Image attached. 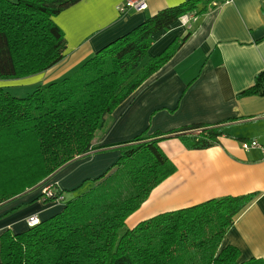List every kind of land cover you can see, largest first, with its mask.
Masks as SVG:
<instances>
[{"label": "trees", "instance_id": "1", "mask_svg": "<svg viewBox=\"0 0 264 264\" xmlns=\"http://www.w3.org/2000/svg\"><path fill=\"white\" fill-rule=\"evenodd\" d=\"M77 1L0 0V80L38 74L65 57L67 40L54 17ZM226 1L186 0L165 7L69 75L37 86L27 96L0 87V203L95 148L93 139L108 126L110 114L190 34L152 56L157 32L186 14L202 15ZM252 95H264V70L238 93ZM220 124L192 123L150 135L145 131L120 142L119 158L60 211L22 231L1 234L0 264H264L262 258L241 260L237 246L223 245L252 193L210 198L126 226L153 188L176 171L160 142L176 136L189 149L208 148L220 144L225 133Z\"/></svg>", "mask_w": 264, "mask_h": 264}, {"label": "crops", "instance_id": "2", "mask_svg": "<svg viewBox=\"0 0 264 264\" xmlns=\"http://www.w3.org/2000/svg\"><path fill=\"white\" fill-rule=\"evenodd\" d=\"M183 1L147 0L146 9L121 12L118 7L125 0H79L54 17L67 40L65 57L38 74L0 82L28 92L60 80L148 16ZM188 32L175 55L110 114L108 126L93 139L95 148L59 167L36 187L0 203V236L7 229H26L32 217L45 219L60 211L64 201L46 202L39 186L45 183L64 190L65 201L67 191H72L71 198L76 196L92 185L89 179L119 158L120 142L145 131L150 135L192 123L221 122L225 133L220 144L208 148L189 149L176 136L160 142L176 171L153 188L128 216L126 226L210 198L252 193L223 245L237 246L241 260L264 259V153L241 145L243 139L264 145V95L238 96L264 70V0H227L202 15L186 14L154 35L149 54L161 53ZM15 199L19 202L10 203Z\"/></svg>", "mask_w": 264, "mask_h": 264}, {"label": "built area", "instance_id": "3", "mask_svg": "<svg viewBox=\"0 0 264 264\" xmlns=\"http://www.w3.org/2000/svg\"><path fill=\"white\" fill-rule=\"evenodd\" d=\"M147 7V0H125L124 3L119 5V10L121 12H125L129 8H134L136 10L140 9H146ZM241 145L245 150H249L252 148H260L264 153V145L260 143L257 139H243L241 140ZM43 195L46 199H49L50 197L56 196V199L59 201H63L64 197L63 195L58 194V192L55 190V188L52 185H46L43 188ZM29 225H34L37 223V218L32 217L27 220Z\"/></svg>", "mask_w": 264, "mask_h": 264}, {"label": "rangeland", "instance_id": "4", "mask_svg": "<svg viewBox=\"0 0 264 264\" xmlns=\"http://www.w3.org/2000/svg\"><path fill=\"white\" fill-rule=\"evenodd\" d=\"M0 87H3L5 90H7V91H9L12 95H15V96H27L28 94H30L34 89H31L30 91H26V88H24V87H21V86H16L15 84H13V83H11V82H8V81H4V82H0ZM48 177V176H47ZM41 182V181H40ZM40 182H38V183H40ZM38 183H36L35 185H37ZM42 184V183H41ZM33 186V187H36V186ZM90 185V183H87L85 186H83V188H86V187H88ZM46 185H45V183H43L42 185H40L39 186V190L42 192L41 193V197L43 198V199H46L45 198V196L43 195V188L45 187ZM55 188V190L57 191V192H59V191H62V189H58V188H56V187H54ZM27 190V189H26ZM69 194H67V196H66V200L67 199H70L71 198V196L73 195L72 194V191H67ZM60 195H63V192L60 194ZM63 197H64V195H63ZM17 200H19V199H15V200H13V201H11L10 203H14L15 201H17ZM50 201H59L58 199H56V196H54V197H50L49 199H47L46 200V202H50ZM63 201L65 202V197H64V199H63ZM17 202H19V201H17ZM17 202H15V203H17ZM40 220H42V219H40ZM40 220H38L37 219V222H39ZM29 224V223H28ZM30 226V225H29Z\"/></svg>", "mask_w": 264, "mask_h": 264}]
</instances>
